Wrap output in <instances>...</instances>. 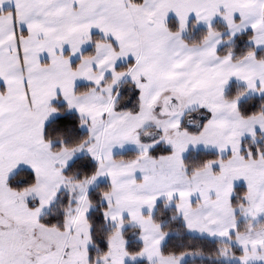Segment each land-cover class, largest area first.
Segmentation results:
<instances>
[{"label":"snow or ice","instance_id":"1","mask_svg":"<svg viewBox=\"0 0 264 264\" xmlns=\"http://www.w3.org/2000/svg\"><path fill=\"white\" fill-rule=\"evenodd\" d=\"M0 264H264V0H0Z\"/></svg>","mask_w":264,"mask_h":264}]
</instances>
